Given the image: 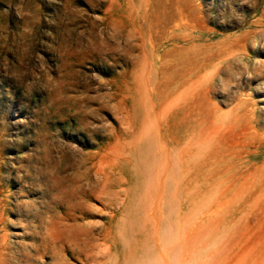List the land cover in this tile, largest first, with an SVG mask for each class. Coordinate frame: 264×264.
<instances>
[{"label": "rangeland", "instance_id": "1", "mask_svg": "<svg viewBox=\"0 0 264 264\" xmlns=\"http://www.w3.org/2000/svg\"><path fill=\"white\" fill-rule=\"evenodd\" d=\"M172 33L238 69L178 88ZM163 227L164 264H264V0H0V264H163Z\"/></svg>", "mask_w": 264, "mask_h": 264}, {"label": "bare ground", "instance_id": "2", "mask_svg": "<svg viewBox=\"0 0 264 264\" xmlns=\"http://www.w3.org/2000/svg\"><path fill=\"white\" fill-rule=\"evenodd\" d=\"M200 38L205 39V36L202 35ZM184 39H185V36H184ZM168 40H169V44H168L169 47L167 49V60L166 61H167V68H168V71H169V76H168L169 83H171V80H172L171 77L173 76L172 75V72H174V69L176 68L179 71V70H181L183 68L182 69V72L179 74V77H181V78L178 77V81L176 82L177 85H178V88L181 87V86H183V85H186L188 83V79L186 78V76L184 78V75L186 73V71H185V65H188L189 66V65H192L193 64V65H195L197 67V71L199 72L200 68H202L206 64H210L216 58H226L227 59V61H224L222 64L219 65V67H218V69H217L216 72L215 71L214 72H210V74L207 75V78L205 79L206 82L204 81V84L206 83V86L208 88V89H206L207 92L210 91L212 89V86L215 84V80L216 79H214V78H215L216 73L219 72V70H221L222 68H224V70L226 71V73L227 74H230V70L232 72L233 71L232 69L234 67H235L236 70L238 69V67H236L237 65L235 63V60H237L239 58V56L237 54H235V53H231L232 51H235L236 52L237 50H241L240 47H242V46L238 42L237 43H234V42L229 43L227 41H224V42H219V43H217L215 45L214 44L212 45V44H209V43H206V42L205 43H201L199 45V47L197 48V50H196V55L194 56V59L192 61H190V57L187 58V55H185V56H179V57H175L174 56L173 53H175V51H176V43H177V41H176V33L169 34V39ZM243 46H245V45H243ZM241 51L243 52V49ZM231 55H232V57H231ZM224 56H226V57H224ZM192 71H194V74H197V71L195 69L192 68ZM192 71L190 70V72H192ZM195 82L196 81H192V83H195ZM204 84H201V86L203 87ZM211 131H213V129ZM168 149H170V148H168ZM167 159H168V157H167ZM168 160L170 161V159H168ZM168 160L166 161V163H168ZM143 177H144V180L145 181H148L149 180V176H143ZM120 225H122V224H120ZM65 226H66V224H65ZM161 229H163V231L161 232L162 234H159L158 237L161 238V242H162L163 245H162L161 248H158V250L154 251V253L151 256V261L152 262H158V261H161V260H159V258H161L162 259V263L164 264L166 262V251H165V248H164V244L166 243V240H167L166 238L169 237V234H168V232H167V230H166L165 227H163ZM121 230H122L121 229V226H120V228H119V226H115L116 239H117L116 242L117 243L120 242V239L118 237L117 232L118 231L121 232ZM82 234L84 235L85 233H82ZM96 236H98V235H96ZM125 253H127V252H125ZM124 263L126 264V262H124ZM129 263H132V262L129 261ZM119 264H122V262H120Z\"/></svg>", "mask_w": 264, "mask_h": 264}]
</instances>
